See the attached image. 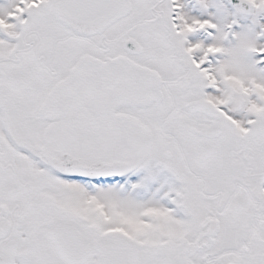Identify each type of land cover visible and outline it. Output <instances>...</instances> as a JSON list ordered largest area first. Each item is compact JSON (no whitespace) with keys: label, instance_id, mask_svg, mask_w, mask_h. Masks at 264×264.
I'll use <instances>...</instances> for the list:
<instances>
[{"label":"snow or ice","instance_id":"1","mask_svg":"<svg viewBox=\"0 0 264 264\" xmlns=\"http://www.w3.org/2000/svg\"><path fill=\"white\" fill-rule=\"evenodd\" d=\"M0 264H264V0H0Z\"/></svg>","mask_w":264,"mask_h":264}]
</instances>
